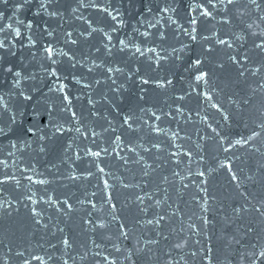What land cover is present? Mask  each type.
<instances>
[{
	"label": "snow or ice",
	"instance_id": "1",
	"mask_svg": "<svg viewBox=\"0 0 264 264\" xmlns=\"http://www.w3.org/2000/svg\"><path fill=\"white\" fill-rule=\"evenodd\" d=\"M8 2L9 0H0V4ZM31 2L32 0H22V2L17 3L15 12H20ZM74 3L75 7L71 8L73 18L84 21L88 24V27H82L78 34H74L72 31L64 32L63 44L67 50L61 48L57 52V45L60 41L55 40V42H48L42 51L46 54V59L51 66L50 70L46 69V73L54 78L49 91L56 92L61 96L59 111L66 113L67 124L75 125L74 128H65L64 123L57 124L53 135L63 134L65 131H74L77 134L64 147L65 154L69 153L75 139L82 137L84 140H89L91 146L86 149L81 148L80 152L83 155L78 153L75 160L83 162L85 158H89V163L95 167V171L88 168L79 174H75L70 169L67 173H61L55 164H52L46 171H37L35 164L24 168L13 165L15 170L7 171V163L0 161V244H2V238L7 231L4 221H9V228L15 226V218L19 216L20 209L23 208L30 222L25 227L52 236V238L58 240V243L63 244L65 250L73 247L71 238L65 234V229L59 225L66 223L65 217H69L75 210L74 205L67 197L61 199L60 196L56 195L55 189L51 188L53 184L62 186L63 180L73 182L80 180L90 183V178L96 179V187L100 190V199L103 205L108 206L107 216L111 219L107 225L105 223L97 224L91 219L93 213L88 212L89 218L83 222L91 225L94 231L104 230L108 225L120 220V216L117 214L120 209L113 202L115 200L113 193L116 191L117 184L124 190H133L131 195L134 196V200H129L124 207L127 208L130 204L136 207L135 223L137 225L141 224V213L147 214L150 210L159 209V211L153 212L152 218L145 217L143 224L151 226L149 230L155 231L156 236L166 242L174 236L175 242L169 243L170 250L177 249L183 252L186 245L191 244L190 237L183 235L185 232L190 233L191 236L208 238V227L215 217L210 220L206 214L215 211L217 205L215 195H209L207 177L215 172H223L233 190L244 201L242 205L233 206L230 213L224 210L222 205L220 206L222 222L226 226L234 223L238 224L239 221L249 215L264 217V196L256 200V197L245 188L246 184H260L264 187V0H180L183 5V16L179 15L180 7L174 6L176 0H166L165 6L158 7L155 12L157 15L164 14L167 20L165 24L167 30L160 28L159 20H156L155 23L147 21V28L144 31L141 32L139 28H134L132 34L125 33L123 38L113 35L120 32L126 23L118 9L110 8L108 4L104 3V0H74ZM46 4L51 6L53 0H39L41 10L48 11ZM83 9L93 10L102 19L85 18L81 11ZM218 9L225 10L219 21L216 20ZM147 11L152 13L153 10L149 8ZM76 13H80V15H76ZM169 13L175 14V18ZM34 14L40 15L42 13L36 12ZM3 15L0 12V18ZM63 15V12L56 9L49 12L50 18L62 17ZM181 20L186 23L181 24ZM212 21L220 24L219 32L213 30L216 28V24H211ZM20 23L23 24V21H20ZM209 24H211V28L208 27ZM141 26H143V22H141ZM226 26H228V30H225ZM26 27L31 29L33 27L32 21H28ZM8 29L11 30V25L8 26ZM149 29H154V31ZM4 31L5 28L0 26V32ZM44 31L48 37L54 38V32L49 30L47 26ZM97 35L101 38L99 40L100 46H94L95 52H103L105 58L101 63H97L96 59H93L92 66L88 67V72L101 70L104 80L111 82L109 90L112 92L123 89V83L117 84V75L124 76L125 67L128 68L125 83L128 80L135 83L138 77V83L141 86L154 85L156 89H164L165 91L172 89L174 80L168 75L162 76L159 73L166 63L175 64L177 61L184 59L189 44L180 40L179 36L187 37L193 48L197 44L200 47L199 54L188 57L185 67V71L188 73V88L185 90L182 87L180 89L181 94L173 98L174 112L171 110V106L168 112H164L162 109L140 107L139 112L141 115H137L135 111H132L123 114L120 119L119 128L122 133L127 132L130 136L135 137L138 132L146 129V134L153 137V140L148 142L146 147L143 144L139 145L142 152L148 154V159H152V163H148L145 155L137 151V145L132 140H128L126 144L123 134H117L114 138H109L107 146H101V142L98 141L101 133L85 125L83 119L73 108L69 85L64 82L67 77L60 73L59 67L65 63L71 69L82 66L81 59L77 58L73 48L79 50L81 41L87 42L90 39H95ZM15 36L19 38L22 33L16 30ZM172 39L177 40L180 45L179 48L169 42ZM6 43L7 41L0 42V49H4ZM34 43L33 41L32 46H34ZM57 55L61 56L62 59L57 60ZM118 55L130 56L132 60L139 62L141 67L136 68L135 72L129 65L113 67L109 58H115ZM82 56L86 61L87 55L82 53ZM208 63L214 64L212 71L207 70L206 64ZM105 66L106 70H104ZM144 66L147 68V75H139ZM226 69H232L235 74L231 86L239 87V93L233 91L226 94L228 103L234 105V109H226L223 103L215 99V96L224 93L229 84L219 87L217 82L213 80V76L217 72L223 73ZM6 71L13 73L11 66ZM21 75L19 71L14 72V76L17 78ZM71 80L82 88L92 87L90 83L84 82L82 76L77 77L74 72L71 75ZM16 83H19L18 79ZM102 83L103 81L100 79L95 80L96 85ZM139 91L146 93L147 90L140 87ZM20 94L23 95V93ZM193 96L198 107L196 109L187 108L183 101L186 98L191 100ZM24 99L29 100L30 97L25 96ZM139 99L143 101L145 96L141 95ZM88 103L93 104L91 97H89ZM205 104L207 108L201 107ZM208 109L214 110L219 118H212V122H209V116L206 114ZM186 111L188 112L187 116H185ZM193 112L199 118L198 120H193ZM36 115L40 116L41 127L45 126V117L40 113ZM90 115L97 117L99 113L92 111ZM176 115L184 117L185 123H198L203 125L204 129L211 130L210 132L205 131L204 135H199L198 130L197 134L200 142H192L195 144V149L192 148L191 144L185 148L184 143H177L184 140L191 141L190 136L181 135V132L184 131L183 128L171 132L169 136L170 130L161 127V123L165 118L175 119ZM104 119L107 121L108 127L104 128L103 131L108 132L111 130L112 133H116L117 129L113 126V121L108 120L107 117H104ZM234 121L237 124H242L243 131H232ZM34 129L35 126L27 128L25 133L35 135V131L39 129ZM3 132L4 129L0 128V133ZM208 133H211V135ZM161 136L168 137L169 148L175 149L164 156L163 164L160 163L161 153L165 149L162 147L163 142L159 139ZM139 138L143 139V137ZM39 139L45 140V137L40 136ZM208 142L214 145L215 155H211L209 152L210 145ZM129 144L131 147L128 146ZM153 150L156 153L154 159L152 157ZM45 151L46 147L40 149L41 153ZM238 152H243L244 157H247V159L238 155ZM108 157L121 161L119 167L125 168L126 171L138 170L141 173V178H147L146 183L143 185L139 181L133 183L127 181L126 176L121 178L114 172L106 170L108 166L104 165V160ZM67 160L73 161V157L67 155ZM185 160L189 165L187 168L188 176L199 178L194 179L193 183L198 192L203 193L202 196L193 197L195 205L200 208L201 214L195 216V219L187 217L189 221L187 227H185V217L179 204L175 208L173 207L176 200L182 201L183 195L192 187L191 184L186 182L188 177L184 175ZM251 160H256L255 170L249 164ZM194 163L198 166L207 165V168L203 170L198 167L196 171H193L191 165ZM165 166H169L168 172L170 174L162 175L158 170ZM246 168L247 172L245 171ZM53 169L57 170L53 172ZM49 176L51 179L47 178ZM22 181H27V183ZM149 184H154V187L146 190ZM135 189H139V192L134 191ZM161 193L163 199L160 198ZM173 193L176 199H173ZM83 195L84 199L78 200V203L80 205L90 204L92 209H96L97 205L93 203L92 198L97 196V192H92L91 197L87 191ZM249 196H252V199H249ZM54 216L56 217L55 220L53 219ZM177 216L181 217L179 229L172 226L177 222ZM165 229L168 230L167 235ZM117 231L119 233L118 240L121 238L129 239L130 230L126 223H120ZM254 231L256 230L249 222L245 226V235ZM261 232H264V229L257 232L256 242L250 243L246 250L239 253L242 262L246 260L247 264H264V236H261ZM57 233L60 234L59 237ZM101 234L103 235V233ZM107 238L111 240L110 236ZM233 239L235 238L233 237ZM233 239L228 240L229 246L232 244ZM196 243L202 244V240L198 239ZM235 243L239 245L241 241L235 239ZM48 244L53 251L58 250L56 244H52L51 241ZM159 244V240L149 237L143 241L144 246H139L140 240H137V246H134L124 256V260L129 261L130 264H135L136 261L146 258L147 261L153 262V264H161L162 261L163 264H173L175 257L171 255V251L167 254L168 259L164 261V254L159 248ZM7 247L9 248V255H7V258L0 255V264H9L13 259L18 261V264H50V262L59 264V258L54 257L52 253L45 250L43 245L35 250H17L14 254L12 253V247L10 245ZM93 247L100 249L101 246L93 242ZM113 247L116 252L123 255L118 246L114 245ZM91 251L92 249L85 245L83 255L80 256L81 261H87ZM38 252L43 254H38ZM64 255H68L67 251ZM112 255L109 252L108 255L102 257V262L97 260V264H118V259H110ZM191 256L193 258L199 257L200 264H203L205 260H208V264H212V260L215 259L211 247L207 250L203 248L194 250ZM96 257H101L100 251L93 254V258ZM69 258L75 259V257ZM63 264H68V261L63 260ZM175 264H178V261H175Z\"/></svg>",
	"mask_w": 264,
	"mask_h": 264
},
{
	"label": "water",
	"instance_id": "2",
	"mask_svg": "<svg viewBox=\"0 0 264 264\" xmlns=\"http://www.w3.org/2000/svg\"><path fill=\"white\" fill-rule=\"evenodd\" d=\"M20 2H22V0H9L6 4H0V12L4 14L3 17L0 18V26L5 28L4 32H0V42L7 41L5 48L0 49V128L4 129V132L0 133V161L7 163V171H14L15 168L13 165L24 168L25 166H31L33 164H35L37 171H46L52 164L57 165L61 173H67L70 169L73 170L75 174H79L88 168L95 171V167L89 163V158H85L83 162L75 160V156L78 153L83 155V153L80 152L81 148L86 149L91 146L89 140H84L82 137L80 139H75L73 147L69 149L68 154H65L63 151L64 147L75 138L77 134L74 131H65L63 134L57 133L53 135L57 124L64 123L65 128H74L75 125L67 124L66 113L59 111L61 107V96L56 92L49 91V87L54 78L48 76L46 73V69L50 70L51 66L46 59V54L42 51L43 47L46 46L48 42H55V40L60 41L57 45V52H59L61 48L67 50L63 44L64 32L72 31L74 34H78L81 28L88 27V24L82 20L73 18L71 8L75 7L74 0H53L51 6L45 5L48 11H43L39 8V0H32V2L26 5L20 12H15V5ZM165 2L166 0H104V3L108 4L110 8L119 10L123 20L126 22L125 27L122 28L120 32L114 33L113 35L118 38H123L125 33L132 34L134 28H139L142 32L147 28V21L155 23L156 20L160 21L159 26L162 30H167L165 28V24L167 23L166 17L164 14L157 15L155 12L158 7H164ZM174 6L180 7L181 11L179 15L183 16V5L180 3V0H176ZM149 8L153 10L152 13L147 11ZM53 9L63 12L64 15L62 17L57 16L55 18H50L49 12ZM81 11L85 18L102 19V17L95 14L91 9H83ZM217 11L218 15L216 20L219 21L224 15L225 10L218 9ZM36 12H41L42 14L36 15L34 14ZM76 15H80V13H76ZM169 15H173V18H175V14L169 13ZM20 21H23V24H21ZM28 21H32L33 23L31 29L26 27ZM141 22H143V26H141ZM180 23L185 24L186 22L181 20ZM211 24H216V28L213 30L219 32L220 24L216 23V21H212ZM211 24L208 25L209 28H211ZM9 25H11L10 31L8 29ZM46 26L49 30L54 32V38L47 36L44 31ZM16 30L22 33L21 37L17 38L15 36ZM149 30L154 31V29ZM225 30H228V26L225 27ZM100 38L101 37L97 35L95 39H90L87 42L81 41L79 50L73 48L77 58L81 59L82 66L71 69L65 63L59 67L60 73L67 77L64 82L69 85L73 108L83 119L85 125L101 133V136L98 138V141L101 142V146H107L109 138H114L117 134H123L125 143L127 144L128 140H132V142L137 145V151L141 152V154L145 155V158L148 159V154L143 153L139 145L143 144L146 147L148 142L153 140V137L146 134V129L138 132L135 137L130 136L127 132L122 133L119 128L120 119L123 114L132 111H135L137 115H141L139 112L140 107L162 109L164 112H168L171 106V110L174 112L175 104L173 103V98L181 94L180 89L182 87L185 90L188 88V73L185 71L188 57L190 55L194 56L199 54L200 47L197 44L196 47L193 48L187 37L183 35L179 36L180 40L189 44V49L186 50L182 61H177L175 64L166 63L164 68L160 70V75H168L174 80V87L167 91L164 89H156L154 85L141 86L138 83V77L135 83L132 80H128L125 83L128 73V68L125 67V65H129L134 72L136 68L141 67V65L127 55H118L115 58H109L113 67H125L124 76L117 75V84L123 83V89L118 92H112L109 90L111 82L104 80L101 75V70L98 69L92 73L88 72V67L92 66L93 59H96L97 63H101L105 58L103 52H95V47L100 46ZM33 41L35 42L34 46H32ZM169 42L177 48L180 46L176 39H172ZM82 53L87 55L86 61ZM56 58L57 60L62 59L59 55H57ZM9 66L12 67L13 73H8L6 71ZM206 68L212 71L214 64L208 63L206 64ZM104 70H106V66ZM16 71L21 72V77L17 78L14 76V72ZM73 72L77 77L82 76L84 82L90 83L92 87L82 88L80 85L75 84L71 80ZM139 75H147L146 66L142 68ZM17 79L19 83H16ZM96 79L102 80L103 83L101 85H96ZM234 79L235 74L232 69H226L223 73L217 72L213 76V80L217 82L219 87H224L225 84H229V87L225 88L224 93L215 96V99L223 103L226 109H234L235 107L228 103L226 94L233 91L239 93V87L231 86V82ZM140 87H144L147 90L146 93H141L139 91ZM20 93H23V95ZM141 95L145 96V100L141 101L139 99ZM25 96L30 97V99L25 100ZM89 97L93 100V104L88 103ZM183 103L187 108L196 109L198 107L194 96L191 100L186 98ZM201 107L207 108V105H201ZM92 111L99 113V116H91L90 113ZM37 113L45 117V126L41 127L40 116H37ZM206 114L209 116V122H212V118H219L214 113V110L211 109H208ZM187 115L188 112L186 111L185 116ZM192 115L194 121L199 119L194 115V112ZM104 117L113 121V126L117 129L116 133H112L111 130L108 132L103 131L104 128L108 127ZM34 126L35 129L39 130L35 131V135H27L25 130ZM161 127L170 130L169 136L171 132L183 128L184 131L181 132V135L190 136L191 141L184 140L177 143H184L185 148L191 144L193 149H195V144L192 142H200L197 134L198 130L199 135H204L205 131H211L210 129H204V126L198 123H185V118L179 115H176L175 119L171 117L165 118L161 123ZM232 131H243L242 124H237L234 121ZM208 134L211 135V133ZM40 136H44L45 140H40ZM49 137L50 139H48ZM139 137H143V139ZM159 139L163 142L162 147L165 149V151L161 153L160 163L163 164L164 156H166L169 151L175 149L169 148L168 137L161 136ZM208 144L210 145L208 149L209 152L211 155H215L214 145H212L211 142H208ZM13 145H15V147H13ZM128 146L131 147L130 144ZM42 147H46V151L43 153L40 152ZM117 151H119V149H117ZM155 154V150H153V159L155 158ZM67 155H71L73 161H68ZM238 155L244 157L243 152H238ZM244 158L247 159V157ZM121 163V161L115 160L112 157L105 158L104 160V165L108 166L106 170L114 172L121 178L126 176L127 181L133 183L136 181H139L142 185L146 183L147 178H141V173L138 170L133 172L126 171L125 168L119 167ZM148 163H152V159H148ZM209 163H211V161H209ZM249 164L252 169L255 170L256 160L249 161ZM168 167L169 166L162 167L158 172L162 175L170 174L168 172ZM188 167L187 160H185L184 175L188 177L186 182L191 184L192 187L183 195L182 201L176 200V204H173L174 208L179 204L185 217V227H187L189 222L187 217L195 219V216L201 214L200 208L195 205L193 197L203 195V193L198 192V189L193 183L194 179L199 178L189 177L187 172ZM191 167L193 171H196L198 167L206 170L207 165L198 166L194 163ZM56 170L57 169H53V172ZM245 171L247 172V168ZM47 178L51 179L50 176ZM90 181L89 183L80 180L75 182L63 180L62 186H57L55 184L51 186L52 189H55L56 195L60 196L61 199L66 197L69 198L75 208L69 217H65L66 223H61L59 225L65 229V234L71 238L73 242V247L71 249L65 250L63 244L58 243L57 239L52 238L50 235H45L42 231L35 232L30 227H25V225H28L30 222L27 219L25 210L21 208L19 216L15 218V226L9 228V221H4V226L7 231L2 238V244H0V255H4L5 258H7V255H9L8 245L12 247L13 254L17 250H35L38 249L40 245H43L45 250L52 253L54 257L59 258V264H63V260L65 259L68 261V264H97V260H101L102 262V257L108 255L109 252L113 254L110 259H118V264H130L129 261L124 260V256H126L134 246H137V240H140L139 246H144L143 241L151 237L152 239L160 241L159 248L164 254V261L168 259L167 254L171 251V255L175 257V261H178V264H200L199 257L193 258L191 256L192 251L201 248L207 250L211 247L212 255L215 256V259L212 260V264H247L246 260L243 262L241 261L239 253L246 250L250 243L256 242L257 232L264 229V217L249 215L239 221L238 224L234 223L230 226H226L222 222L221 205L224 210L230 213L233 206L242 205L244 201L242 197L233 190L224 173L215 172L210 177H207L209 195H215L217 205L215 211H210L206 214L210 220L215 217L212 224L208 227V238L191 236L190 233L185 232L183 235L185 237H190L191 244L186 245L183 252L177 249H169V243L175 242L174 236L170 241L166 242L162 238L157 237L155 231L149 230L151 226L143 224L145 217L152 218L153 212L159 211V209L150 210L147 214L141 213V224L137 225L135 223V217L137 215L136 207L131 204L127 208L124 207L129 200H134V196L131 195L133 190H124L118 184L116 191L113 193L115 196L113 202L116 203L117 207L120 209L117 213L120 216V220L108 225L104 230L98 229L94 231L91 225L83 222L85 219L89 218L88 212L91 211L93 213L91 219L97 224L105 223L107 225L111 218L107 216L108 206L103 205L100 199V190L96 187V179L90 178ZM22 182L27 183V181ZM153 187L154 184H149L146 190H150ZM245 188L256 197V200L264 196V187L260 184H246ZM85 191L89 193L90 197L92 192H97V196L92 198L93 203L97 205L96 209H92L90 204L80 205L78 203V200L84 199L83 194ZM134 191L139 192V189H135ZM160 198L163 199L162 193L160 194ZM173 199H176L174 193ZM249 199H252V196H249ZM253 202L255 203V200ZM180 218V216H177V222L172 225L177 229H179ZM53 219L55 220L56 217L54 216ZM249 222H251V226L256 231L245 235V226L248 225ZM120 223H126L130 230V236L127 240L123 238L117 239L119 235L117 229ZM101 233H103V235ZM165 234H168L167 229H165ZM260 234L264 236V232ZM57 236L59 237L60 234L57 233ZM109 236L111 240L107 238ZM233 237L239 239L241 244L237 245ZM198 239L202 240V244L196 243ZM229 239H233L230 246L228 244ZM49 241H51L52 244H56L58 250L53 251L49 247ZM93 242L99 244L101 246L100 249L94 248ZM85 245L92 249V251L89 253L87 261H81L80 256L83 255ZM114 245L121 249L123 255L116 252L113 247ZM65 251H67L68 255H64ZM96 251L101 252V257L93 258V254ZM38 254L43 253L38 252ZM69 257H75V259L73 260ZM175 261L173 264H175ZM9 264H18V261L13 259ZM50 264H53V262H50ZM135 264H153V262L147 261L145 258L136 261ZM161 264H163V261ZM203 264H208V260H205Z\"/></svg>",
	"mask_w": 264,
	"mask_h": 264
}]
</instances>
